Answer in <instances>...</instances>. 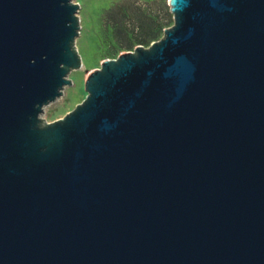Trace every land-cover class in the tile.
Masks as SVG:
<instances>
[{"label":"water","instance_id":"1","mask_svg":"<svg viewBox=\"0 0 264 264\" xmlns=\"http://www.w3.org/2000/svg\"><path fill=\"white\" fill-rule=\"evenodd\" d=\"M79 9L0 0V264H264V0H172L48 122Z\"/></svg>","mask_w":264,"mask_h":264},{"label":"rangeland","instance_id":"2","mask_svg":"<svg viewBox=\"0 0 264 264\" xmlns=\"http://www.w3.org/2000/svg\"><path fill=\"white\" fill-rule=\"evenodd\" d=\"M80 4L79 16L81 19L80 34L77 38V48L82 57L83 65L69 74L71 84L67 85L60 99L45 108L43 117L52 122L64 117L80 104L87 96L86 80L89 73L99 68L108 58H116L121 53L132 51L138 45L149 46L153 41L159 40L164 35V30L170 26L166 24L160 29L165 19V7L172 9V0H73ZM120 5L135 6L140 8L151 19L153 27L159 34L150 42L139 41L143 32L137 24L129 20L130 37L134 40V47L128 49L118 44L114 36V27L110 15Z\"/></svg>","mask_w":264,"mask_h":264},{"label":"trees","instance_id":"3","mask_svg":"<svg viewBox=\"0 0 264 264\" xmlns=\"http://www.w3.org/2000/svg\"><path fill=\"white\" fill-rule=\"evenodd\" d=\"M111 23L114 27V36L118 44L128 49L134 47V40L130 37L129 20H133L138 28L143 32V38L139 41L150 42L158 36L159 30L163 28V25L171 26L174 23L173 13L170 7H165V19L160 25V29L156 31L153 27V19H151L146 13L140 8L135 6L120 5L115 12L110 15Z\"/></svg>","mask_w":264,"mask_h":264},{"label":"bare ground","instance_id":"4","mask_svg":"<svg viewBox=\"0 0 264 264\" xmlns=\"http://www.w3.org/2000/svg\"><path fill=\"white\" fill-rule=\"evenodd\" d=\"M60 98H61V97H60ZM60 98H59V99H60ZM45 108H46V107H45Z\"/></svg>","mask_w":264,"mask_h":264}]
</instances>
